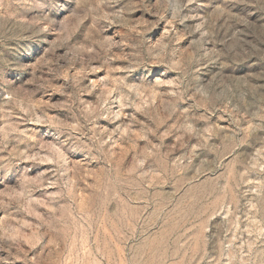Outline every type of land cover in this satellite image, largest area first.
<instances>
[{"label":"rangeland","instance_id":"rangeland-1","mask_svg":"<svg viewBox=\"0 0 264 264\" xmlns=\"http://www.w3.org/2000/svg\"><path fill=\"white\" fill-rule=\"evenodd\" d=\"M0 264H264V0H0Z\"/></svg>","mask_w":264,"mask_h":264}]
</instances>
